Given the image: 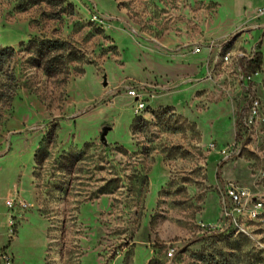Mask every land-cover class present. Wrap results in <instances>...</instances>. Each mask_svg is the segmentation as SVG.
<instances>
[{
    "label": "rangeland",
    "instance_id": "1",
    "mask_svg": "<svg viewBox=\"0 0 264 264\" xmlns=\"http://www.w3.org/2000/svg\"><path fill=\"white\" fill-rule=\"evenodd\" d=\"M231 182L264 203V0H0V264H264Z\"/></svg>",
    "mask_w": 264,
    "mask_h": 264
},
{
    "label": "built area",
    "instance_id": "2",
    "mask_svg": "<svg viewBox=\"0 0 264 264\" xmlns=\"http://www.w3.org/2000/svg\"><path fill=\"white\" fill-rule=\"evenodd\" d=\"M213 46L211 44V47ZM221 50L220 48L218 56L221 55L224 61H230L231 55L223 53ZM194 51L200 52V47L196 46ZM248 77L252 78V74L248 75ZM128 93L136 98L137 111H143L147 107L143 95L136 88H129ZM222 199L225 220L240 230H244L246 221L258 218L263 212L264 203L262 199L245 186L232 182L228 183L224 187ZM169 254L172 255L173 252L170 251Z\"/></svg>",
    "mask_w": 264,
    "mask_h": 264
},
{
    "label": "trees",
    "instance_id": "3",
    "mask_svg": "<svg viewBox=\"0 0 264 264\" xmlns=\"http://www.w3.org/2000/svg\"><path fill=\"white\" fill-rule=\"evenodd\" d=\"M41 1L51 0H30V3H38ZM31 45L33 46L35 53L38 56V62L44 65V69L48 74H56L60 73L63 69V63H61V59L63 57L61 52L68 51L69 57L74 53L72 49H70V43L66 40L62 39H42L39 37H34L30 40ZM7 49H1V54H4ZM259 61V59H257ZM62 62L64 60L62 59ZM167 108L162 111L165 112ZM155 115L160 116V111H155ZM137 123L135 122L133 125V130H136ZM50 141V140H48Z\"/></svg>",
    "mask_w": 264,
    "mask_h": 264
},
{
    "label": "water",
    "instance_id": "4",
    "mask_svg": "<svg viewBox=\"0 0 264 264\" xmlns=\"http://www.w3.org/2000/svg\"><path fill=\"white\" fill-rule=\"evenodd\" d=\"M103 84H104V85L107 84L106 75L104 76V82H103ZM109 129H110L109 126H105V127H103V129H102V132H101V140H102L104 143L106 142V141H105V140H106V135H107Z\"/></svg>",
    "mask_w": 264,
    "mask_h": 264
}]
</instances>
